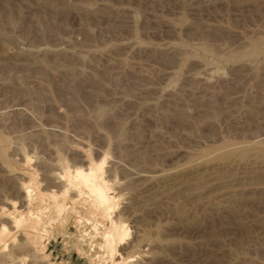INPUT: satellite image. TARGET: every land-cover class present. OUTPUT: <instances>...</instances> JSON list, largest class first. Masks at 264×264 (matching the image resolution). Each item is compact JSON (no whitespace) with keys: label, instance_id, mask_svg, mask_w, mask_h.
I'll return each mask as SVG.
<instances>
[{"label":"rangeland","instance_id":"1","mask_svg":"<svg viewBox=\"0 0 264 264\" xmlns=\"http://www.w3.org/2000/svg\"><path fill=\"white\" fill-rule=\"evenodd\" d=\"M0 226V264H264V0H0Z\"/></svg>","mask_w":264,"mask_h":264},{"label":"bare ground","instance_id":"2","mask_svg":"<svg viewBox=\"0 0 264 264\" xmlns=\"http://www.w3.org/2000/svg\"><path fill=\"white\" fill-rule=\"evenodd\" d=\"M100 168H101L100 164L98 166L89 165L86 171L75 170L73 175H71V173L69 175H71V177H73L74 179H80V182L84 184L86 187H88L89 193L93 197V202H95L96 205L99 208H101V210L104 213H108V211L112 208V205H111L112 197L107 195V192H106L107 185L104 184L105 182L101 184L98 180V177L100 176V175L98 176L99 174L98 170ZM21 188H22V192L24 193V197L28 198L30 196V191L23 184ZM112 225L113 226H112V232H111V241H114V239H116L117 241H122L127 235V227L122 222H118L116 224V223H113L112 221ZM6 232H7V228L5 226H0V238ZM126 258L124 256L123 258L121 257L122 260L120 264H128V262H126Z\"/></svg>","mask_w":264,"mask_h":264}]
</instances>
